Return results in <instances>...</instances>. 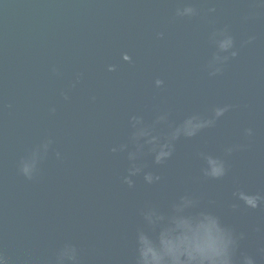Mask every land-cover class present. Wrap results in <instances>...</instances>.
<instances>
[{"label": "water", "instance_id": "95a60500", "mask_svg": "<svg viewBox=\"0 0 264 264\" xmlns=\"http://www.w3.org/2000/svg\"><path fill=\"white\" fill-rule=\"evenodd\" d=\"M184 4L197 14L176 16ZM226 105L162 164L145 149L125 182L133 115ZM209 154L223 177L204 175ZM250 193L264 196V0H0V264H142V236L158 244L172 216L201 213L229 264H264Z\"/></svg>", "mask_w": 264, "mask_h": 264}, {"label": "clouds", "instance_id": "9594fccd", "mask_svg": "<svg viewBox=\"0 0 264 264\" xmlns=\"http://www.w3.org/2000/svg\"><path fill=\"white\" fill-rule=\"evenodd\" d=\"M183 9V11H181ZM197 9L193 4L178 6L176 16H194ZM158 35L162 36L163 33ZM233 43L231 36L221 42V48ZM237 53L233 52L235 56ZM125 60L129 57L125 56ZM116 65L110 64L109 71H114ZM164 81L160 78L155 80L157 87L162 86ZM67 98V97H66ZM228 106L215 107L214 117L208 118L199 113L186 115L180 122L171 123L167 113L156 116L151 124H147L140 116L133 115L130 118L132 132L130 141L135 145L134 151L128 152V159L131 162L128 168V176L124 177L125 182L133 185L132 176L139 174L145 167L138 163L139 158L145 154H151L155 164H162L171 155L174 149V141L183 137H193L201 129L215 124L216 118L227 111ZM165 125L166 130H159L158 125ZM246 135H252V129L245 130ZM121 151L127 148L126 144L120 145ZM116 151V149H112ZM227 153L233 151L232 147L225 150ZM207 167L203 169L205 176L213 178L223 177L226 173L225 161L218 156L205 155ZM158 180L151 171L144 172V180L148 183ZM185 206L193 204V201L182 197ZM245 201L251 208H257L264 202V196L259 193H250ZM178 205L175 208L178 209ZM203 219L172 216L170 223L161 228L159 242L154 244L146 237H141L144 247L140 251L142 264H229L227 253V242L224 239L223 230L219 227L216 218L210 214L201 213ZM163 218V217H161ZM251 264V261H249Z\"/></svg>", "mask_w": 264, "mask_h": 264}]
</instances>
